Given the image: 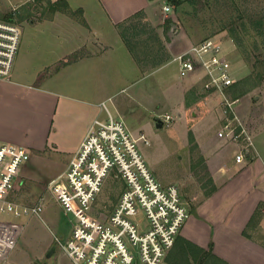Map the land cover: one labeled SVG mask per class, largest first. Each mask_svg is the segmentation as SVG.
Here are the masks:
<instances>
[{
	"label": "crops",
	"instance_id": "1",
	"mask_svg": "<svg viewBox=\"0 0 264 264\" xmlns=\"http://www.w3.org/2000/svg\"><path fill=\"white\" fill-rule=\"evenodd\" d=\"M65 1L72 11L82 10L85 24L76 20L63 22L61 20L67 16L59 12L51 20L39 21L38 24L44 26L39 31H60L54 34L58 40L56 44L49 46L48 50L44 48L47 55L45 63L39 67V64L32 63L26 68L20 60L23 53L17 51L10 79L0 80V145L21 146L29 153V160L17 171L14 188L8 197L13 201H18V195L23 189L34 193L43 188L45 195L47 183L65 169L92 120L103 115L101 103H105L113 117L123 121L133 105H137L134 96H130L127 101L115 96L128 87L125 86L128 76L136 75L139 70L143 71V76L149 72L145 70L147 67L140 66L141 61L136 62L120 36V29L137 30L138 27L150 26V34H156L154 42L152 39L149 41L151 50L148 40L145 46L146 39L130 38L132 41L143 42L139 44L141 49L138 48L137 55L142 50L146 58L150 59L151 55L158 53L151 61L154 65L152 67L158 70L174 64L178 78L177 64L172 59L195 44V41L179 44L177 50L168 48L169 53L165 55V29L168 28V33L173 32L175 37L178 32L174 31V24L169 27L165 25L169 21L155 23L157 0ZM45 2L43 0L42 4ZM99 16L104 19L102 23L98 22ZM140 16L145 21H140L142 26L133 24L137 21L134 19ZM33 36L30 39V50L38 47L41 41ZM119 67L121 73L117 69ZM41 72L45 77L38 82ZM179 79L185 81L183 86H179V91L189 97L185 96L173 106L177 115L183 117L186 109H192L195 105L202 110L201 115L189 122L193 144L199 151L198 164L204 168L206 178L200 185L193 182L189 176L192 173L190 166L191 171L185 180L170 183L177 186L180 199L188 211V218L160 264H197L204 256L201 251L211 252L227 264H264V120L258 122L248 118L245 106L235 108L236 115L255 147V155L247 154L244 161L237 164L234 155L242 145L217 137L223 124V115L221 117L218 113V118L214 117V104L209 102L204 106V102L201 103L208 95L203 90L201 94V76L191 74ZM157 80L165 85L168 79L163 76ZM195 93H200L201 100L193 98ZM247 96L240 100H248ZM163 107L168 108V105L164 104ZM151 109L157 110L155 104L151 105ZM57 154H61L65 165L60 169L61 172L47 181L36 178L33 175L34 164ZM38 195L35 196L34 204ZM258 208V223L251 238H246L242 232ZM42 244L44 257L54 242L46 241ZM56 250L59 251L58 248ZM18 251L16 247L6 252L0 261L5 259V262L14 264L20 254L26 253L22 248ZM56 252L50 254L47 264H53L50 259H53ZM56 264H61L60 259Z\"/></svg>",
	"mask_w": 264,
	"mask_h": 264
},
{
	"label": "built area",
	"instance_id": "2",
	"mask_svg": "<svg viewBox=\"0 0 264 264\" xmlns=\"http://www.w3.org/2000/svg\"><path fill=\"white\" fill-rule=\"evenodd\" d=\"M162 11L167 17L172 7L163 6ZM20 39L19 25L13 19H0V80L10 79ZM172 62L180 78L199 74L203 92L219 98L224 120L217 137L242 145L234 155L235 163H242L247 154L255 155L253 140L235 112L238 99L232 101L228 94L236 78L221 44L203 40ZM100 108L104 117L92 120L65 169L47 183L46 191L63 214L71 217L67 235L52 233L53 242L72 264H160L188 211L177 186L161 185L147 165L141 147L149 146L148 139L131 134L105 103ZM171 120L165 114L161 123ZM28 160L24 147L0 145V213L41 216L44 195L31 206L8 198L19 167ZM107 181H120V190L105 191ZM19 230L0 222V258L14 248Z\"/></svg>",
	"mask_w": 264,
	"mask_h": 264
},
{
	"label": "rangeland",
	"instance_id": "3",
	"mask_svg": "<svg viewBox=\"0 0 264 264\" xmlns=\"http://www.w3.org/2000/svg\"><path fill=\"white\" fill-rule=\"evenodd\" d=\"M27 1L0 0V19L4 20L6 16H11L19 25L21 39L18 52L21 51L23 53L20 60L26 65V68L30 67L32 63L35 65L39 64V67L45 63L47 57L44 48L48 50L49 46L56 44L58 40H56V35L54 34L60 31H39L44 26L39 25L38 22L48 20L45 18L47 15L43 13L45 11L43 6L41 7L36 3ZM181 1V4L175 7L169 0H157L155 4V23L160 24L161 22L167 23L169 21L165 25L169 27L170 24H174V31L178 32V36L175 37L173 32L172 34L168 33V28L165 29L164 38L167 40L163 46L166 47L165 55L167 52L169 53L168 48L177 50L176 48L179 44L192 43L194 41L197 44L203 40L211 39L221 44L222 49L231 62V71L236 81L251 73L250 65L253 63V57H258L264 61V0ZM166 5L172 7V11L167 14V17L162 11L163 6ZM25 12L29 14L26 16ZM19 16L22 17L21 20ZM70 20L73 19L66 17L61 21L68 23L71 22ZM134 20L137 21L133 22V24H138V26L141 25L140 21L145 22L142 16ZM103 21L104 19L99 16L98 22L102 23ZM143 27H138L137 30H120L127 38L146 39L145 42L147 43V40L148 42L150 41L151 36L150 26L148 28L146 26ZM33 34L41 41L43 40V43L40 41L38 47H33L30 50V44L32 43L30 39L34 37ZM179 36L182 38H179ZM59 38H62V36ZM150 43L148 45L151 47ZM38 48L39 50H37ZM139 49L141 48L139 47ZM116 55L120 56L121 53ZM154 55L157 57L159 54L155 53ZM154 55H151L150 59L146 58L144 52L140 50L138 56L141 61L140 66L142 68L147 67L145 70L149 72L143 76V71L139 70L136 75L128 76L129 78L125 82V86L128 87L115 94L119 100L124 99L125 101L130 99V96H134L133 99L137 103V105L132 104L133 108L130 114L128 113V116L124 117L126 121L124 122L131 134L134 136L142 134L148 139L149 146L141 147V152L150 170L161 185L176 184L180 180H185L187 175H189L187 173L191 171L190 166L192 168V173L189 175L191 176L190 179L193 178L192 181L200 185L205 182L206 172L198 164L199 151L192 146L193 144L189 140L188 128L189 121L201 115L202 110L195 105L192 109L187 108L183 117L177 115L173 106L185 96L189 97L184 92L182 94L179 91V86H183L185 81L177 77L174 64H169L158 70L154 69L155 67H152L154 66L153 62H151ZM117 69L121 73L120 67ZM39 75L38 82L45 77L43 72ZM163 76L168 79L165 85L157 80ZM200 91L202 94V88ZM206 96L207 98L201 100L200 93H195L193 98L200 99L201 103L204 102V104L209 102L214 104L215 109H212V112L214 111L213 116L218 118L219 113L222 117L223 108L219 98L216 95ZM247 97L248 100L238 99V102L234 104V108L245 106L248 118L261 122L264 120V83L248 93ZM154 104L157 110L151 109V105ZM164 104H167L168 108L163 107ZM206 104L204 106H207ZM165 114L169 115L172 120L168 123H163L161 127L157 128L156 122H162V117ZM101 117H104V113ZM222 119L224 120V118ZM63 165L61 154L46 157L34 164L33 175L36 178L39 177L47 181L59 174ZM119 182L107 181L104 190L113 189L114 192L116 190L119 191ZM41 183L44 184V182ZM193 184L195 185V183ZM43 193V188H39L34 193H30L28 189H23L19 193L18 201L16 200V202L24 206H31L34 204L35 196L39 194L36 197L38 199ZM103 196L105 198L107 195L103 194ZM44 197V210L40 217L15 216L13 213L8 212L0 213V222L20 226L16 245L12 250L17 247L18 253V250L22 248V250H26V253L20 254L14 260V264H32L36 261H42L44 254V244L42 242L53 241L52 232L56 235L62 233L67 235L68 233L70 215L63 214L53 196L47 191ZM59 251L56 252L53 259H50V262L56 264L60 259L61 264H72L64 252L60 249ZM1 260V264H10L5 262V259Z\"/></svg>",
	"mask_w": 264,
	"mask_h": 264
},
{
	"label": "trees",
	"instance_id": "4",
	"mask_svg": "<svg viewBox=\"0 0 264 264\" xmlns=\"http://www.w3.org/2000/svg\"><path fill=\"white\" fill-rule=\"evenodd\" d=\"M45 1L46 2L44 5H42L43 0H32V3H36V4L40 5L41 7L43 6V9L45 10V11H43V13H44V15L45 14L47 15V17H45L46 19L51 20L53 15L56 12H59V13L66 15L67 17H70L73 20L80 22L81 24H85V21L83 19L82 10L78 9V10L72 11L68 7V4L65 0H57L55 2H51L49 0H45ZM169 1L173 4V7L179 6L182 2L181 0H169ZM185 1H191V0H185ZM28 14H29L28 12H25L26 16ZM5 19L6 20H12V17L6 16ZM19 19L21 20L22 17L19 16ZM121 30H123V29H121ZM121 30H120V36H121L124 44L126 45L128 50L132 53V55H134V59H136V62H140V60L138 59L137 50L139 47H141V46L138 47V45L143 44L142 40H139V41L133 40L132 41V39L127 38L122 33ZM155 38H156V34L150 36V39H152V43L154 42ZM145 44H146V42L144 43V45ZM147 48H149V47H145V49H147ZM151 48L152 47H150V50H151ZM165 59H166V57H165ZM250 66H251L250 67L251 73L248 76L244 77L243 79L236 81L229 88L228 94H229V97L232 101L242 98L246 94L250 93L252 90L258 88L261 84H263V82H264V61L260 60L258 57H253V63ZM190 128H191V123L189 122L188 136H189V140L193 144V137H192V133L190 131ZM192 146L195 147L194 144ZM259 215H260V209L258 208L253 213V215L251 216V218H250L249 222L247 223L245 229L242 232L244 237L251 238L252 231L254 230V228L256 227V225L258 223ZM188 245H190V244H188ZM199 251H201V250H199ZM201 252L203 253L204 256L200 261L197 262V264H227L225 261H223V260L217 258L216 256L212 255L211 252H203V251H201Z\"/></svg>",
	"mask_w": 264,
	"mask_h": 264
},
{
	"label": "flooded vegetation",
	"instance_id": "5",
	"mask_svg": "<svg viewBox=\"0 0 264 264\" xmlns=\"http://www.w3.org/2000/svg\"><path fill=\"white\" fill-rule=\"evenodd\" d=\"M56 245L55 244H51L50 245V247H49V249L47 250V252L45 253V255H44V259H43V261L42 262H40V263H37V264H47V261H48V259L51 257H49V258H47L46 256V254H48L49 252H51V254H53L54 252H56L57 250H56ZM34 264H36V263H34Z\"/></svg>",
	"mask_w": 264,
	"mask_h": 264
},
{
	"label": "water",
	"instance_id": "6",
	"mask_svg": "<svg viewBox=\"0 0 264 264\" xmlns=\"http://www.w3.org/2000/svg\"><path fill=\"white\" fill-rule=\"evenodd\" d=\"M161 126H162V123L160 121H157L156 122V127L159 128ZM50 254H51V252H49L46 257L49 258L50 257Z\"/></svg>",
	"mask_w": 264,
	"mask_h": 264
}]
</instances>
